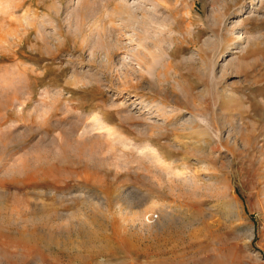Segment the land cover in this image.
<instances>
[{"label": "rangeland", "instance_id": "1", "mask_svg": "<svg viewBox=\"0 0 264 264\" xmlns=\"http://www.w3.org/2000/svg\"><path fill=\"white\" fill-rule=\"evenodd\" d=\"M0 264H264V0H0Z\"/></svg>", "mask_w": 264, "mask_h": 264}]
</instances>
